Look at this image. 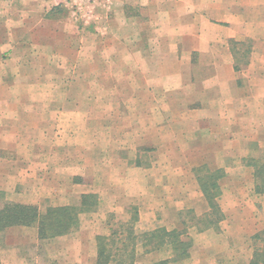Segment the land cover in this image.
Returning <instances> with one entry per match:
<instances>
[{
	"label": "rangeland",
	"instance_id": "1",
	"mask_svg": "<svg viewBox=\"0 0 264 264\" xmlns=\"http://www.w3.org/2000/svg\"><path fill=\"white\" fill-rule=\"evenodd\" d=\"M112 1L46 5L42 19L62 20L49 29L31 25L24 37L16 32L14 38L0 40V207L7 202L34 205L43 213L49 207L78 205L83 194L98 197L96 211L80 214L78 228L67 235L39 240L35 227L6 230L0 264H95L96 236L107 235L108 224L126 221L133 212L138 233L185 228L192 244L188 257L165 264H248L255 252L264 256L262 213L259 225L226 238L227 230L221 233L219 225L221 192L219 213L209 208L203 219L187 210L173 213L161 197L166 186L161 175L174 170L166 161L183 159L187 144L180 137L190 123L174 117L177 106L168 101L185 79L187 59L181 55L172 61L160 52L157 38L186 18L187 10L173 0ZM191 9L198 17L200 8ZM31 16L33 23L41 19ZM145 46L160 50L152 55L129 51ZM238 49L244 51L246 45ZM210 57L216 59L205 56L201 62ZM247 58L238 56L240 64ZM191 59L192 64L198 58ZM173 62L182 65L174 68ZM248 75L262 80L256 73ZM153 94L160 100L154 107ZM183 102L178 103L181 110ZM136 145L144 149L133 160ZM263 148L264 137L248 147L247 157L257 159ZM137 161L142 168L136 170ZM156 161L160 166L151 167ZM231 164L235 162L226 160L225 168L237 172ZM209 169L200 166V177L211 174ZM206 222L212 236L202 240L191 228L206 229L201 226ZM204 244L212 245L210 254L201 250ZM207 255L215 261L206 262ZM170 257L169 250L145 253L139 247L134 264H162Z\"/></svg>",
	"mask_w": 264,
	"mask_h": 264
},
{
	"label": "crops",
	"instance_id": "2",
	"mask_svg": "<svg viewBox=\"0 0 264 264\" xmlns=\"http://www.w3.org/2000/svg\"><path fill=\"white\" fill-rule=\"evenodd\" d=\"M58 3L63 0H0V40L14 38L16 32L24 37L32 30L31 25L49 29L50 23L62 19H42L39 14L46 5L57 6ZM173 4L185 8L187 16L157 39L161 41L160 52L171 56L172 61H177L181 55L185 61L187 59L183 67L185 79L179 80V85L173 88H179V92L168 101L177 106L174 117L190 124L180 137L187 144L183 148V159L172 156L166 161L174 170L161 175L160 180L166 183L161 197L168 200L167 205L173 206L171 210L175 214L187 210L195 218H206L210 210L199 187L198 171L200 166L210 168L212 173L219 171L216 183L221 192L218 203L223 215L220 231L227 230L226 238H232L233 232L243 234L259 225L260 213L264 216V194L254 192L253 168L246 164L248 147L263 141L264 137V0H173ZM193 6L200 8L198 17L196 10L191 9ZM213 13L215 15H211ZM32 14L33 17L38 14L41 19L33 23ZM125 18L123 16L126 22ZM244 45L246 50L238 49ZM142 48H129V51L152 55L160 50L145 46L146 50L142 51ZM241 54L248 56L242 64L238 59ZM193 55L198 59L191 64ZM205 56L216 59L210 57L209 61L201 62ZM172 64L174 68L182 65ZM245 71L256 73L262 80L248 74L247 79L243 78ZM159 102L153 94V107ZM182 102L186 105L183 110L178 105ZM171 108L172 105L169 111ZM158 114L157 111L156 116ZM143 149L142 145L133 148L136 152L133 160L138 159L137 153ZM226 160L235 162L229 166H235L237 172L225 168ZM153 163L151 167L160 166L159 161ZM141 166L139 161L134 162L136 170ZM204 228L191 229L200 239L212 236L213 230ZM234 237L237 239L238 235ZM211 247L204 244L201 250L210 254ZM206 258V262L212 258V262L215 261L213 255Z\"/></svg>",
	"mask_w": 264,
	"mask_h": 264
},
{
	"label": "trees",
	"instance_id": "3",
	"mask_svg": "<svg viewBox=\"0 0 264 264\" xmlns=\"http://www.w3.org/2000/svg\"><path fill=\"white\" fill-rule=\"evenodd\" d=\"M246 164L253 168L254 192L264 194V148L260 157L249 158ZM218 172L207 173L203 178L198 174L197 178L208 207L217 213L219 208L216 198L220 195L216 183L220 176ZM97 206L98 197L95 194L80 195L78 205L49 207L43 213L34 205L4 203L0 207V243L3 233L12 227H35L39 240L67 235L78 228L80 214L95 212ZM137 220V213L133 212L126 221L108 224L107 235L96 236L95 264H134L139 247H142L145 253L151 250H169L171 257L162 264L188 257L192 244L185 228L168 231L160 227L138 233L135 230ZM209 222L202 223L201 226L207 227ZM196 228L202 229L197 225ZM248 264H264V256L255 252Z\"/></svg>",
	"mask_w": 264,
	"mask_h": 264
},
{
	"label": "built area",
	"instance_id": "4",
	"mask_svg": "<svg viewBox=\"0 0 264 264\" xmlns=\"http://www.w3.org/2000/svg\"><path fill=\"white\" fill-rule=\"evenodd\" d=\"M79 1H82V2H85V3H92V2H95V0H79Z\"/></svg>",
	"mask_w": 264,
	"mask_h": 264
}]
</instances>
